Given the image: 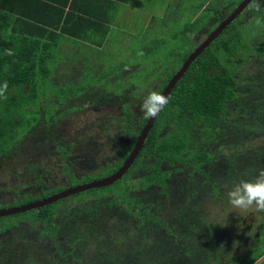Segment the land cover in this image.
I'll return each instance as SVG.
<instances>
[{"label": "trees", "instance_id": "1", "mask_svg": "<svg viewBox=\"0 0 264 264\" xmlns=\"http://www.w3.org/2000/svg\"><path fill=\"white\" fill-rule=\"evenodd\" d=\"M5 1L0 5V17L6 11L16 18L10 35L0 32V85L8 84L7 99L0 98V163L6 159V165L9 159L22 157L18 147L33 139L37 144L52 140L56 147L49 153L67 160L69 146L62 137L54 141L48 126H57V118L69 109L62 111L63 106L52 98L51 103L58 104L52 118L45 120L39 115L43 102L39 94L53 68L52 45L58 32L101 48L116 4L112 0H27L30 8L21 10ZM238 1H210L202 15L185 28L195 33L191 49L179 55L170 53L173 63L165 69L157 92H162L201 42L197 43L204 29L213 30L217 24L213 21L227 17ZM244 14L249 15L240 24ZM257 16H264V8L245 10L191 63L122 179L38 210L0 218V236L10 231L15 239L26 242L23 248L10 249L0 243V264L222 263L233 234L211 220L202 205L205 200L222 197L241 180H254L264 168V143H252L264 136V28L255 25ZM203 21L209 26L202 25ZM146 49L141 44L140 51L146 54ZM6 50L13 55H7ZM254 59L260 63L261 73L258 78L243 80L240 68ZM119 81L108 84L116 88L108 97L117 107L119 97L129 94ZM104 99L107 97L102 95L101 101ZM238 101L241 103L236 105ZM121 112L123 122L121 118L116 124L129 136H136L131 114L124 109ZM230 133L235 135L233 141ZM130 143L116 163L95 170L99 158L92 159L86 164L91 170L82 176L75 175L71 165H64L66 186L47 184L44 172L32 173L16 202L28 204L112 174L131 150ZM36 165L31 162L32 168ZM4 207L0 202V208ZM4 220L14 221L2 225ZM229 259L230 264H239L238 259Z\"/></svg>", "mask_w": 264, "mask_h": 264}, {"label": "rangeland", "instance_id": "2", "mask_svg": "<svg viewBox=\"0 0 264 264\" xmlns=\"http://www.w3.org/2000/svg\"><path fill=\"white\" fill-rule=\"evenodd\" d=\"M203 1L206 4H203L202 6L201 3ZM210 1L212 0H171V3L173 4L172 8H144V10L150 13L153 17L152 21L146 26L142 20V16H145L146 14L132 11L128 20H121L118 21V23L115 21V24L123 29L121 31H127V33L131 32L129 33L131 36L127 37L128 34H125L124 32L119 37L113 38L111 43L114 48L108 52V55L98 54L101 62H97L96 58L90 61L83 60L81 57L70 51L61 61H53L54 67L58 66L60 63L61 65H59L58 69L51 68V78L46 82V87L44 86V88L41 89L39 95L42 96L41 98H43V102L41 103L42 108L39 115L45 120H50L52 118L54 112L53 108L58 106V104L56 105L55 103H51L52 98H55L60 105L64 106L68 104L70 97H76L77 100H80L82 103V107L77 109L76 112H71L72 115L70 114L71 116L69 118L75 116L74 121L69 125L68 123H64V119L56 121L58 123V133L62 135L64 140L68 143H74L77 138L78 142L80 140V143L83 144V147L71 148L70 158L63 160L59 158L56 153H49L52 147V144L50 143L43 144V142H39V144H37L38 142L35 139L22 143V145L18 147V151H22L19 156L24 154L22 157L19 158L16 156L13 159H9V162L6 165V159L2 160V164L0 163L1 205H6L7 207L22 205L16 201L18 195L24 191L22 185L29 184V177L32 173L44 172L46 173L45 180L47 181V184L66 186L67 184L62 173L64 165H71L72 172L77 176H82L83 174L89 172L90 170L87 168L86 161L82 160V157H84L82 154L86 149L92 151L95 147L98 148L100 142L103 141L99 139L96 140L94 138L95 133L93 126L89 124L87 118L85 117L93 116L94 114L86 111L90 109V107L88 106V103L81 98L85 97V93H92L90 87H96L98 85H102L105 89H107L104 90L103 88L102 94L104 97H108L112 95L110 89H112L113 93H115L116 89L114 87H108V84L111 85L114 81L120 80L119 83L121 84L120 87L122 89H125L123 87L125 85L138 88L140 95L139 101L141 104L144 97L149 92L159 90V84L162 80V75L165 73V69L173 63L171 61L170 53L175 52L179 55V53L183 54L191 49V40L195 36V33L185 30V28L192 24L193 20L196 19V17H194L195 14H197V16L202 15L203 10L208 6ZM218 1L221 2L223 0ZM189 2H191L190 5ZM179 4L181 8H178ZM248 15L249 14H244L241 17L239 21L240 24L241 20H246ZM202 25L207 27L209 26L206 21H203ZM205 33H209L208 28L204 29L199 41L204 39ZM139 43L144 44V46L147 47L146 54L143 53L144 55H142V57L141 55H138L137 52V44ZM128 48L133 51L131 56L125 55ZM115 59L120 61V64L116 65L118 68L122 63L125 64V67L118 70L114 69L113 61ZM260 66V63L255 59L251 60L248 64H244L239 70L241 75L243 73L242 79L247 77L250 79H255L256 77L258 78V75L262 70ZM133 69L138 70L134 71ZM124 72L128 73V75L133 74L135 76L133 78L131 76H126V79L125 77L120 78ZM72 75L77 76L75 78V82L68 78V76L71 77ZM240 76L238 77L240 78ZM115 78L117 80H115ZM58 79H60L61 82H58L57 84L56 81H58ZM53 80L55 85H53ZM135 80H137L139 84ZM71 90L76 92L70 93L69 91ZM84 90L85 92H82ZM240 90H243V86ZM45 94L46 96H44ZM69 94L72 96H69ZM119 98L120 99H118V101L123 99L122 96ZM123 101L125 102L124 99ZM134 102H136V100ZM240 103L241 101H238L236 102V105H239ZM115 105L116 104L114 103L113 105L104 103L99 106L102 113L107 110L106 116L111 115V117H116V119L120 118L121 120V110ZM136 106L137 105L133 107L131 103V105H128V108L130 109L129 111H131L132 115L136 117V120L140 122L143 119V113L140 111V105L138 109ZM74 108L77 107L75 106ZM77 115L79 119H77ZM230 119L234 120L232 117H230ZM132 130L138 131V123L134 122ZM234 136L235 135L233 133H230L229 140L233 141ZM134 140L135 138L130 136L127 140L117 137L115 140L113 139L112 141L103 142V146L107 145L108 147L99 150L98 153H101V155L97 157V159L99 158V161L97 167L94 169L98 170L101 166H109L116 163L118 161V156L123 151V148ZM252 143L253 145L263 144L264 136L258 141L254 138ZM91 145L92 147H90ZM29 151H33V153L27 154ZM104 161H106L107 164ZM31 162L35 165L38 162L37 164H40V169H37V165L36 168H32ZM3 164L4 169H1ZM15 190H17V194L15 193ZM155 194L156 193L154 192L153 195ZM202 207L209 214L211 220H213L216 224H221L223 228L230 230V233L232 232V234L236 233V235H239L241 233V230L244 229V225L242 224L244 220H246V226L250 223H254V217L252 214H249L247 217H240L233 212L227 202V193H222V197L214 200H205ZM249 220L252 221L249 222ZM13 221L14 220H4L2 225H6L7 223H11ZM257 228L258 227L252 229L251 234L255 235L254 233ZM263 230L264 227L259 230L261 238L263 237ZM0 243L6 245L9 249L23 248L26 246V242L15 239L13 233L10 231L9 233H4L0 236ZM236 243L237 242H234V244L229 248V254L239 253L240 248H237V246L235 247ZM258 254L259 253H253L250 258H240L237 261L239 264H247L249 261L251 262L252 257L257 256Z\"/></svg>", "mask_w": 264, "mask_h": 264}, {"label": "flooded vegetation", "instance_id": "3", "mask_svg": "<svg viewBox=\"0 0 264 264\" xmlns=\"http://www.w3.org/2000/svg\"><path fill=\"white\" fill-rule=\"evenodd\" d=\"M243 0H239L238 1V3H237V5L240 3V2H242ZM259 2H260V4H261V8H264V0H259ZM224 6V5H223ZM237 7V6H236ZM235 7V8H236ZM245 10H247V7L242 11V13L245 11ZM196 16H194V17H197V14H195ZM226 18V17H225ZM224 18V19H225ZM221 20H223V18L221 19V18H219V19H216V20H214L213 22H215V23H219ZM216 24V25H217ZM215 25V26H216ZM206 34V33H205ZM204 34V35H205ZM209 34V33H208ZM207 34V35H208ZM201 38V37H200ZM203 40V39H202ZM202 40H200V41H202ZM199 40L197 41V43H199L200 42ZM196 47V46H195ZM182 65V64H181ZM180 65V66H181ZM180 68V67H179ZM178 68V69H179ZM125 77V79L127 78L125 75H122L121 76V78H124ZM73 79L75 78V76H73L72 77ZM168 83V82H167ZM126 84H127V82H126ZM167 85V84H166ZM166 85H165V87H166ZM126 90H129L128 92H129V94H122V98L125 100V102L123 101V99H121L120 101H118V103L120 104L119 105V109L120 110H122V109H124L125 111H127V112H129L130 114H131V117H132V126H133V124H134V122H136V123H138V131H134V132H136L137 134H136V136H133L134 138H135V141H133V143H132V147H133V145L135 144V142H136V140H137V137H138V135H139V133L141 132V129L143 128H141L140 129V122L144 119H142L140 122H138L137 120H136V117L135 116H133L132 115V113H131V111H129L130 109L128 108V105H131V103H132V105H133V107H135V105H137L136 106V108L138 109L139 108V105H140V101H139V98H140V95H139V90H138V88H136V87H134V86H127V85H125V86H123ZM164 87V88H165ZM103 86H101V85H99V86H96V87H90V89H91V91H92V93L91 94H88V93H85V97L84 98H81V99H83L84 101H86L87 103H88V106L90 107V109H88V110H86V111H88V112H90V113H93L94 115L93 116H85L86 118H87V121L89 122V124L90 125H92L93 126V129H94V133H95V136H94V138L97 140V139H99V140H102L103 142H105V141H112L113 139H114V136H116L115 137V139L117 138V137H119V138H123V139H129V135L127 134V133H125V128H120L119 126H118V124H116V122H117V120H120V118L119 119H116V117H111V115L109 116H106V114H107V110L104 112V113H102L101 112V108H100V106L99 105H103L104 103L105 104H109V105H113V102H112V97H107V99H104V101H101V96L103 95L102 94V92H103ZM164 88H163V90H164ZM104 90H107V89H105L104 88ZM162 90V91H163ZM110 91H111V94H112V89H110ZM132 91H134L135 92V95L134 94H132L131 92ZM82 92H85V90L84 91H82ZM72 93V92H71ZM105 93V92H104ZM162 93V92H161ZM74 95V94H73ZM83 95H84V93H83ZM110 96H112V95H110ZM77 98L76 97H70L69 98V101H68V104H66V105H64L63 107H62V111H66L67 109H69V110H67L66 112H62V114L60 115V117H58L57 118V120L59 121L60 119H64V123H68V125L69 124H71L73 121H74V117L75 116H73V117H71V118H69L72 114H71V112H76V110L77 109H79L80 107H82L81 106V102H80V100H77ZM136 100V102H134ZM139 101V102H138ZM135 104V105H134ZM77 107V108H74V107ZM116 106V105H115ZM106 107H108V106H106ZM105 107V108H106ZM117 107V106H116ZM120 113H121V115L120 116H122V122H123V115H122V112L120 111ZM71 114V115H70ZM67 115H68V117H67ZM77 119H79V117H78V115H77ZM145 122H146V120H145ZM145 122H144V124H145ZM56 124H58L57 123V121L55 122ZM51 124H49V129H51L52 130V132L54 133V138H53V140L54 141H59V139H58V137H62V135L61 134H59L58 133V126H50ZM93 138V137H92ZM62 141H63V143H64V145L66 146V145H68L69 146V148H68V155L65 157L66 159H69L70 158V155H71V148H76V147H78V148H82L83 147V144L82 143H80V140H79V142H78V140H77V138L75 139V142L74 143H68L66 140H64L63 138H62ZM103 142H100V144L98 145V148L97 147H95L94 148V150H92V151H90V150H88V149H86L85 151H84V153L82 154V155H84V157H82V160H84V161H86V164H88V162L89 161H92V159H94V161H96V159H97V157L98 156H100L101 155V153H98L99 152V150L100 149H104V148H106V147H108L107 145L106 146H103ZM52 144V147H51V149H54L55 147H56V145L53 143V141L52 140H49V142H48V144ZM43 144H44V141H43ZM131 143H129V144H127L126 146H128V145H130ZM90 147H92V145L90 146ZM132 149V148H131ZM131 151V150H130ZM129 151V152H130ZM129 152H128V154H129ZM56 152H53V154H55ZM46 154V153H45ZM102 154H104V153H102ZM127 154V155H128ZM56 155H59L58 153H56ZM59 158H61V159H63L64 157H62V156H58ZM127 157V156H126ZM88 160V161H87ZM124 161V160H123ZM120 167V166H119ZM118 167V168H119ZM117 168V169H118ZM89 170H91V169H89ZM88 170V171H89ZM96 170V169H95ZM98 179H100V178H98ZM94 180H96V179H94ZM91 181H93V180H91ZM90 181V182H91ZM85 183H87V182H85ZM81 184H83V183H81ZM252 220H249V222H251ZM245 222H246V220H244V222H242V224L244 225V229L243 230H241V233L239 234V235H236V233H233V236L231 237V241L228 243V245H227V258L222 262V263H219V264H230V260L231 259H229V258H233L232 259V261L236 258V259H240V258H250V256H251V254H253V253H259V254H261L255 261H253V262H251L250 264H264V239H262V238H264V230H263V233H262V235H263V237L261 238L260 237V232H259V230L262 228V227H264V224H261L257 229H256V231H255V235H253V234H251V232H252V224L253 223H250L249 225H245ZM234 242H237L236 244H235V247L237 246V248H240L239 249V253H236V254H229V252H228V250H229V248L234 244ZM246 244H248V245H246ZM234 247V246H233ZM232 247V248H233ZM258 254V255H259ZM257 255V256H258ZM253 259V258H252Z\"/></svg>", "mask_w": 264, "mask_h": 264}, {"label": "water", "instance_id": "4", "mask_svg": "<svg viewBox=\"0 0 264 264\" xmlns=\"http://www.w3.org/2000/svg\"><path fill=\"white\" fill-rule=\"evenodd\" d=\"M249 2L250 0H243L242 2H240L237 5V7L234 8V10L228 16L225 19L221 20L214 27V29L211 30L209 34L194 48V50L187 56L185 61L182 63L180 68L171 77L166 87L162 91L161 93L162 95H165V96L170 95L171 90L175 87L177 82L182 78V76L187 71L191 63L194 62L196 58L199 57L200 54L223 32V30H225L227 26L234 19H236L238 15L242 13V11L247 7V4ZM157 117L146 120L131 151L129 152V154L123 161V163L120 165V167L112 174L106 177L100 178V179L93 180L91 182L67 187L60 192L54 193L45 198L30 202L28 204L19 205L15 207L0 208V218L14 216V215L25 213L31 210H38L45 206L56 203L57 201L72 197L80 193H84L88 190L105 188V187L113 185L116 181L123 178V176L128 172L129 168L134 163L135 159L139 155V152L143 148L146 137L148 136V133L154 126V123Z\"/></svg>", "mask_w": 264, "mask_h": 264}, {"label": "crops", "instance_id": "5", "mask_svg": "<svg viewBox=\"0 0 264 264\" xmlns=\"http://www.w3.org/2000/svg\"><path fill=\"white\" fill-rule=\"evenodd\" d=\"M4 1L5 0H0V5L4 4ZM110 2H115L116 6H115V13H114V16L112 18V22H111V24H109V31H108L107 38L105 40L104 45L101 48H97V47L90 45L86 42L77 41V40L68 38V37H66L62 34H59L57 32L56 37L54 39V43L52 45L53 46L52 47V53H53L54 62L55 61H61L69 51L74 53L75 55L81 57V59H83V60L90 61V60H93L94 58H96L97 62H101L99 57H98V54L108 55V52L114 48L113 44L111 43L113 38L119 37L124 32H125V34H128L127 37L131 36L129 34L131 32L127 33V31H121L123 29H121V27L116 25L115 21H116V23H118V21H121V20L122 21L128 20L129 16L131 15V12L137 11V12L146 14L145 16H142V20L144 21L145 26H146V25H148L149 22L152 21L153 17L150 13L145 11L144 8H172L173 7L171 0H162V2H161V0H123V1H113L112 0ZM12 3H13V5H12ZM190 4H191V2H189V5ZM8 5H12L11 6L12 8H21V10H28V8H30L31 4H29V2L27 0H8ZM135 8H141V9H135ZM178 8H181L180 4L178 5ZM194 16H196V15H194ZM15 18H16V15H14L12 13H8L6 11H2V14L0 17V32H1V34H3L4 36L10 35L11 27L15 21ZM137 49H138L137 52L139 53L140 49H141L140 43L137 44ZM109 54H112V53H109ZM132 54H133V51L128 48L125 55L131 56ZM117 64H120V61L115 59L113 61V68L114 69L118 70V69H122L125 67L124 63H122L119 68L116 66ZM56 65H58V64H56ZM59 65H61V63ZM59 65L55 66V67L53 66V68L58 69ZM114 69H112V70H114ZM121 71H124V70H121ZM122 75H124V73ZM73 76L74 75H72L71 77L68 76V78L71 79V81L75 82L76 81L75 78L77 76H75L74 79L72 78ZM58 82H61V80L58 79V81H56V83L58 84Z\"/></svg>", "mask_w": 264, "mask_h": 264}, {"label": "clouds", "instance_id": "6", "mask_svg": "<svg viewBox=\"0 0 264 264\" xmlns=\"http://www.w3.org/2000/svg\"><path fill=\"white\" fill-rule=\"evenodd\" d=\"M249 11L259 12L261 4L259 0H250L247 4ZM257 28H264V16L255 18ZM255 35V33H253ZM7 55H13L11 50H6ZM138 55H143L142 52ZM7 81L0 85V98L7 99ZM170 97L162 95L160 92L151 91L140 104V111L143 118L149 120L155 118L162 112L170 102ZM227 202L233 212L240 217H247L252 214L254 223L252 229L264 224V168H262L256 178L252 181L241 180L234 184L227 192Z\"/></svg>", "mask_w": 264, "mask_h": 264}]
</instances>
